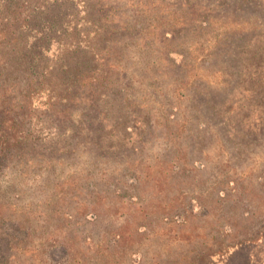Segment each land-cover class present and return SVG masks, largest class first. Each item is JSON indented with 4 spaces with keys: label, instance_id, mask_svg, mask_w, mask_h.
Instances as JSON below:
<instances>
[{
    "label": "rangeland",
    "instance_id": "obj_1",
    "mask_svg": "<svg viewBox=\"0 0 264 264\" xmlns=\"http://www.w3.org/2000/svg\"><path fill=\"white\" fill-rule=\"evenodd\" d=\"M5 3L0 264H264V0Z\"/></svg>",
    "mask_w": 264,
    "mask_h": 264
},
{
    "label": "trees",
    "instance_id": "obj_2",
    "mask_svg": "<svg viewBox=\"0 0 264 264\" xmlns=\"http://www.w3.org/2000/svg\"><path fill=\"white\" fill-rule=\"evenodd\" d=\"M7 3L5 4H0L1 7H7ZM0 18V63L2 62L5 53H8L7 49L9 42L14 43L18 40V38L21 36V34H25L26 36V41L29 42L30 38L32 37L33 40L35 41L32 43V45H29L30 48L34 47V44H37L38 46V41L44 36V32L49 28L51 29L52 27V22L49 23V26H43V24L40 22V20H36L34 22H28L26 23H10L12 25V28H9L10 25L9 19L5 16H1ZM8 21V22H7ZM46 27V28H45ZM115 30V29H114ZM31 32H34V35H31ZM48 32V31H47ZM30 33V35H29ZM37 36H40L38 38Z\"/></svg>",
    "mask_w": 264,
    "mask_h": 264
}]
</instances>
